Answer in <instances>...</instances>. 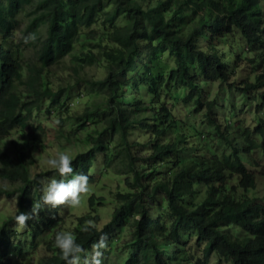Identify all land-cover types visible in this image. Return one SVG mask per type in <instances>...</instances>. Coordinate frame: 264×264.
I'll list each match as a JSON object with an SVG mask.
<instances>
[{
	"label": "trees",
	"instance_id": "trees-1",
	"mask_svg": "<svg viewBox=\"0 0 264 264\" xmlns=\"http://www.w3.org/2000/svg\"><path fill=\"white\" fill-rule=\"evenodd\" d=\"M27 8L18 38V14ZM42 30L38 64L25 74L24 45ZM77 46L79 65L98 63L105 74L86 83L98 101L72 114L47 72ZM244 105L261 115L248 121ZM55 110L78 119L81 130L100 123L73 157V175H87L89 191L69 231L87 253L102 228L104 255L121 252L117 264H264V194L255 174L264 158V0H0V179L19 182L17 215L43 194L34 154L23 150L43 140L30 133L13 155L1 143L24 133L22 119ZM233 125L239 130L229 137ZM135 128L144 140L132 139ZM15 190L0 185L8 195ZM107 202L102 222L97 207ZM74 208L43 207L23 229L4 220L0 264H25L21 254L32 257L42 239L45 255L30 264H66L54 238ZM88 220L96 228L85 232Z\"/></svg>",
	"mask_w": 264,
	"mask_h": 264
},
{
	"label": "rangeland",
	"instance_id": "rangeland-1",
	"mask_svg": "<svg viewBox=\"0 0 264 264\" xmlns=\"http://www.w3.org/2000/svg\"><path fill=\"white\" fill-rule=\"evenodd\" d=\"M28 8L18 14V27H17V37L19 38L22 34V30L25 28V25L28 21ZM44 37V31H41V34L38 38L33 39V42H27L24 45L23 52H22V60L21 65L23 68V72L26 74V68L33 64H38V60L36 57V50L40 46L41 39ZM79 47L77 46L76 49L68 54L67 56L63 57L60 62L57 64L52 65L48 72V82L50 87L53 90H57L59 88H62V92L60 93L62 97L68 100L70 102V108L72 111L70 113L76 114L79 111H82L86 105L93 106L91 103H95L99 99V95L92 93L88 87L86 86V83H89V81H92L94 79L102 78L104 76V70L103 68L98 64L94 63L92 65H83L80 66L77 59H75V55L77 54V50ZM241 66V69L244 68L246 65L239 63ZM249 69L251 68L249 65L247 66ZM239 74V69L236 70ZM19 87H21L20 84H18ZM206 99L211 98L215 91L216 86L215 84H212L211 87H206ZM136 93V92H135ZM144 97L146 98L147 95L143 90ZM96 105V104H95ZM243 112L242 114L244 117L248 119V121H252V116L261 115L259 112H257L254 107H250L251 110L247 108V105H244L241 107ZM249 110V111H248ZM75 111V112H73ZM56 110L53 113L45 114L44 112H38L36 114L34 119L29 120L28 122L24 119L21 120V127L20 129L24 130L23 132H15L11 133L10 135L6 136L1 146L10 154L13 155L14 151L23 145V138H28L30 133L34 136V138L41 137L43 141L38 140L36 143H34L35 146H31L32 142H30L26 147V143L24 145L25 151H29L30 153L34 154L35 161L33 163V167H31L32 175H39L38 179L39 182H41V187L44 189L45 185L44 183L48 182L49 179H62L59 174H57L56 177L49 178L48 172H54L55 169L50 168L46 164V160L54 155L58 151H67L71 154L72 157L79 151V150H85L89 142L86 139V134L88 131L93 132L95 128L100 127V123L97 122L95 125L92 123L87 129L81 130L82 125L78 122V119L74 117H70L69 114H65L66 116L61 115L57 116ZM231 113H237L240 112L239 110H230ZM234 128H232L229 132H227V135L230 137V135L236 131L239 130L238 127L233 125ZM236 127V128H235ZM238 128V129H237ZM132 139H145L144 135L141 133H137V129L135 128L133 130ZM76 135V137H79L78 141L73 140V134ZM67 133H71L69 137H67ZM59 135V136H58ZM19 143L17 146H14L12 143ZM248 155L251 159L260 158L259 151H254V149H248L247 150ZM101 162V160L99 161ZM259 168H261V171L264 170V158L260 160V162L257 164ZM257 171V172H256ZM259 171L255 170V174H257V181H256V192H260L264 194V174ZM107 183H115V179H105ZM263 181V182H262ZM0 185L4 186L5 190H15L16 187L19 185L18 181H12L8 179H0ZM113 188V187H112ZM103 193L108 196L107 189L103 190ZM110 193V192H109ZM17 191L15 190L11 195L6 194L5 192H0V225L1 223L9 219V224L11 226H17L15 224L14 217L17 215ZM113 204L107 202V205L105 207L98 206V213L99 217L102 215V222L107 221L110 218V211ZM72 214L69 216L65 214L63 215V223L61 226H58L56 233L60 231H69V229L72 228V217L76 214H82L85 213L86 208L84 204H80L78 207L74 208ZM11 217V218H9ZM119 237L122 238V245H125V241L128 237V234L121 233ZM47 239H42L37 242V247L35 248V251L33 252V256L29 257L27 252H23L21 254V258L25 260V264H30L32 261L35 263V260H37L38 257L45 255L43 246L46 243ZM90 253V252H89ZM106 254L103 255L102 260L106 261L108 264H117L119 258L117 257L118 254L121 252H105ZM126 253V252H125ZM102 261V262H103ZM172 261V264H174V260L170 259ZM211 264H215V261L211 260Z\"/></svg>",
	"mask_w": 264,
	"mask_h": 264
},
{
	"label": "clouds",
	"instance_id": "clouds-1",
	"mask_svg": "<svg viewBox=\"0 0 264 264\" xmlns=\"http://www.w3.org/2000/svg\"><path fill=\"white\" fill-rule=\"evenodd\" d=\"M46 164L57 171L61 177H71L70 179H50L40 201H35L30 212H20L14 217L18 228L23 229L28 226V221L39 220V213L43 207L56 209L61 206L78 207L81 204V196L89 191V177L78 173L73 175V157L67 151H58L46 160ZM96 224L92 220L85 222L83 231L87 232L95 229ZM99 239L91 245V252L76 243L75 236L70 231H60L55 234V245L62 254V259L66 264H102L103 250L107 248L108 236L103 233ZM83 257V258H82Z\"/></svg>",
	"mask_w": 264,
	"mask_h": 264
},
{
	"label": "bare ground",
	"instance_id": "bare-ground-1",
	"mask_svg": "<svg viewBox=\"0 0 264 264\" xmlns=\"http://www.w3.org/2000/svg\"><path fill=\"white\" fill-rule=\"evenodd\" d=\"M263 182V181H262ZM225 263H227V262H225ZM220 264V263H219Z\"/></svg>",
	"mask_w": 264,
	"mask_h": 264
}]
</instances>
